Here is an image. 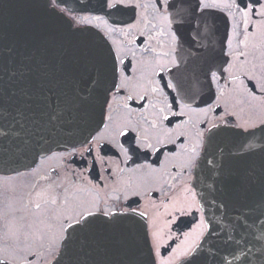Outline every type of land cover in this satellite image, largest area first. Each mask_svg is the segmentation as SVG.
<instances>
[{
  "label": "snow or ice",
  "instance_id": "6c2138e0",
  "mask_svg": "<svg viewBox=\"0 0 264 264\" xmlns=\"http://www.w3.org/2000/svg\"><path fill=\"white\" fill-rule=\"evenodd\" d=\"M35 2L41 18L13 29L5 28L0 20V170L11 169L15 176L38 175L47 160L74 162L76 157L85 162V167L77 176L69 165L65 177L57 173L55 179L52 173L56 170L50 169L31 185L35 194L30 193L29 200L20 207L8 197L12 202H6L0 217L5 229L0 264H33L37 257V264H264V115L241 120L235 113H227L236 116V121L223 116L219 122L197 121L202 126L189 141L190 146L185 147L191 117L215 108H194L192 83L179 75L183 64L184 71L191 68L197 82L199 73H203L211 86L218 74L222 76L234 68L228 61L227 68L214 64V49L203 43L213 34L214 21L211 27L208 21L227 8L235 22L234 34H238L242 23L245 32L252 26L264 40V0H150L162 26L148 39L168 35L166 54L171 56V67L157 64L159 72H155L161 79L167 72L170 78L163 87L151 91L165 97L171 116L162 115L164 121L189 117L175 124L181 142L177 159L183 181L180 189L187 195L169 199L168 215L174 219L166 223L192 217L193 226L174 246L164 243L163 230L147 210H139L138 191L134 192L136 199L125 193L121 204L120 182L113 180V195H101L109 185H92L91 178L84 175L92 169L89 157L102 165L105 158L99 155V149L104 144L115 146V136H109L113 105L131 83V61L120 58L123 42L117 43L112 36L139 31L142 14L138 9L145 5L142 0H97L95 5L91 0H75L76 8H66L62 7L65 0ZM124 16L129 19H122ZM225 39L229 45L232 43L231 35ZM241 43L247 47L248 37ZM178 49L184 55L178 57ZM245 56L240 52L237 58ZM241 75L244 79L240 87L252 101H260L264 112V96L255 95V91L264 93V77L258 81L250 71H242ZM245 79L252 83L251 88L245 86ZM172 93L175 96L168 101ZM126 99L131 100V95ZM146 99L147 95L142 94L137 102L143 107ZM219 100L217 96V107ZM164 111L161 109V113ZM127 127H116V135L127 136ZM156 127L151 122V128ZM144 134L147 137V129ZM171 142L175 144L176 140ZM54 146L63 150L53 151ZM119 148L128 155L129 149L122 143ZM29 158L32 164L25 171L13 167ZM69 175L76 177L69 182L78 191L93 193L89 199L69 201ZM98 179L103 181L104 177L98 173ZM79 180L86 183L80 184ZM154 181L149 174L137 178L136 184L143 188ZM96 188L99 191H94ZM6 191L15 193V186H7ZM194 213L200 214L198 219ZM36 214L50 233L47 244H41V253L32 251L38 240L46 238L45 233L33 231Z\"/></svg>",
  "mask_w": 264,
  "mask_h": 264
},
{
  "label": "flooded vegetation",
  "instance_id": "af4514ba",
  "mask_svg": "<svg viewBox=\"0 0 264 264\" xmlns=\"http://www.w3.org/2000/svg\"><path fill=\"white\" fill-rule=\"evenodd\" d=\"M91 2L92 5H95L97 0H91ZM142 3L145 6L138 9L142 14L139 31H132L126 35L114 33L112 36V40L117 43L123 42V51L118 53L120 58L131 61V83L124 94L118 97L112 109L114 122L113 127L109 130V136H115L113 141L115 146L104 144L99 149V155L105 158L102 165L94 163L92 158L89 157L88 162L92 164V169L90 172H85L84 175L91 178L92 185H99L101 188L104 185H109L100 193L101 195L105 193L113 195L114 193L111 191L113 180L120 182L122 190L118 194L120 195L121 204L126 199L125 193L127 196L136 199L134 192L138 191L139 210H147L149 216L155 219L156 226L163 230L164 243L171 242L174 246L181 243L184 239L183 233L189 231L193 226L190 223L192 217H182L175 224L166 223L174 219V217L168 215L171 210L169 199L182 198L187 195L180 189V184L183 181L177 171L179 167L177 159L179 158L178 154L181 152V142L177 139L178 130L175 129V124L180 121H187L189 117H172L171 122L162 119V115L171 116V113L166 110L165 97L159 92L152 93L151 90L153 87H163L164 83L170 78L167 72L164 73L163 79L155 74V72H159V68L156 67L157 64H166L171 67L168 64L171 56L166 54L170 37L160 35L158 39H148V37L160 32L162 25L159 14L151 7L150 0H142ZM62 7L76 8L77 5L75 0H65ZM122 19L128 20L129 17L124 16ZM213 21V34L210 39L204 40L203 43L214 49L213 62L216 66L227 68L228 63H225V61H228L235 67L230 69L229 72L223 73L222 76L218 74L217 80L209 86V82L205 79L203 73H199L197 82L192 77L191 68L184 71L183 64L181 65L182 72L179 75L183 76L186 83L189 80L191 81L193 94L197 97L192 106L203 109L211 105L215 108V111H208L205 114L191 117V123L188 125L190 134L186 133L188 138L184 141L185 147L190 146L189 141L195 138L196 131L202 126L197 124V121L219 122L220 117L223 116L225 119L235 122L236 116L240 117L241 120H246L249 118L258 119L259 116L264 115V112L260 109V101H252L247 92L240 87V80L244 79L241 75L242 71L254 72L258 81L264 77V40L261 39L259 30L249 26L247 32H245L244 25L241 23L238 34H234L235 22L232 20L227 8L218 11L213 20L208 21L210 27L213 25ZM140 32L143 33L142 36ZM226 35L232 36L230 45L225 39ZM246 36L248 37L247 47L241 43ZM145 48L148 51H145ZM229 52L232 53L231 56L226 55ZM240 52H245L246 56L237 58ZM181 55H184V53H181L178 49L177 56ZM253 66L255 67L253 68ZM233 76L238 77V79L233 80ZM245 86L251 88L253 85L245 79ZM258 87L259 83L256 84L257 89ZM165 91L170 90L165 89ZM221 93H223V96H221ZM142 94L147 95L143 107L137 102ZM129 95L132 97L131 100L126 99ZM255 95L261 97L264 96V93L255 91ZM172 96H175V93L169 95L167 100L170 101ZM217 96H220L218 107L215 103ZM125 104H127V107H125ZM161 109H165V111L161 113ZM227 113H235L236 116L227 115ZM153 121L157 125L155 129L151 128V122ZM125 124L128 126V135L124 137L116 135L115 128ZM192 124H197V126L192 127ZM169 128L172 131L168 132ZM145 129L148 130L147 137L144 134ZM173 139L176 140L175 144L171 142ZM121 143L129 149L128 155L120 151L119 144ZM146 144H150L152 147H145ZM157 149L159 151H156ZM62 150L61 148L53 151ZM173 153L177 155L174 156ZM129 157L131 158L129 159ZM69 165L79 176L81 170L85 167V162L80 157H76L74 162L71 159L64 162L54 158L43 163L38 175L15 176L12 170L0 171V217L3 215L6 202H12L8 200V197H12L17 207L22 206L29 200L30 193L34 196L35 192L32 190L31 185L39 180V176L49 174L50 169H55L56 171L52 173L53 179L56 178L57 173L61 178H64ZM173 165H176V168ZM25 168H20V171H25ZM98 173L104 177L103 181L98 179ZM149 174L155 177V181L143 188H138L137 178ZM173 176L176 179H173ZM6 177H10V179H6ZM73 180H76V177L69 175L66 181L69 188L67 194L69 201L78 202L89 199L93 193L78 191L69 182ZM124 181L129 183L124 185ZM43 183L41 186H43ZM79 183L85 184L86 181L79 180ZM9 185L15 186V193L6 191V187ZM94 191H99V188L94 189ZM165 205L168 207L166 208ZM199 215V213H194V217L197 219ZM41 219L42 217L36 214L33 231L37 234L45 233L46 238L42 242L38 240L36 246L32 248V251L36 253L43 251L41 244L46 245L48 242L47 237L50 236L46 224L40 222ZM152 222L150 220L149 224H152ZM4 231V219L0 218V245L3 244ZM162 254L166 255L164 249H162ZM38 260L39 257L33 261V264H37Z\"/></svg>",
  "mask_w": 264,
  "mask_h": 264
},
{
  "label": "water",
  "instance_id": "95a60500",
  "mask_svg": "<svg viewBox=\"0 0 264 264\" xmlns=\"http://www.w3.org/2000/svg\"><path fill=\"white\" fill-rule=\"evenodd\" d=\"M0 5H2V11H0V20H2L5 28L13 29L20 25L21 23H26L30 21L37 20L41 18V10L36 6L35 0H0ZM48 23H54L49 21ZM197 97L195 96V100ZM94 134V133H93ZM84 135H88L87 132ZM55 146L53 150H55ZM61 149V148H60ZM32 164L31 158L22 162L21 165H14L13 167L25 168ZM11 169H3L0 171H9ZM206 216H209L211 220L210 213L206 212ZM239 264V262H236Z\"/></svg>",
  "mask_w": 264,
  "mask_h": 264
}]
</instances>
